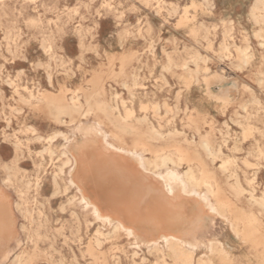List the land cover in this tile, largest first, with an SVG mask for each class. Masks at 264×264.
Here are the masks:
<instances>
[{
    "label": "rangeland",
    "instance_id": "1",
    "mask_svg": "<svg viewBox=\"0 0 264 264\" xmlns=\"http://www.w3.org/2000/svg\"><path fill=\"white\" fill-rule=\"evenodd\" d=\"M255 2L0 0V202L9 206L16 228L6 243L8 257L0 246V264H155L157 260L145 247L135 248L124 233L110 232L90 216L92 223H87L81 208L69 201L75 190H65L62 179L55 190L54 170L63 161L61 149L68 151L69 146L57 136L51 156L47 138L67 130L72 116L57 107L68 102L65 95L70 94H78L84 107L87 101L105 99L121 113L131 108L136 116L147 114L163 131L179 130L196 139L191 146L183 141H150L142 130L117 131L101 109L95 108L90 116L103 121L95 125L102 129L100 136L113 138L109 150L121 149L139 161L144 147L150 150L149 157L181 153V171L190 164L200 181L217 178L218 196L229 204L226 214L247 235L244 239L236 235L221 215L205 216L204 234L230 252L227 262L216 257V264H264V212L248 202L247 193L236 197L219 169L222 158L231 157L230 168H236L248 190L247 177L257 171L253 187L257 195L263 193L264 164L258 166L262 160L257 145L264 144V47L259 43L264 23H257L252 14ZM224 42L228 50L222 49ZM235 45L249 46V63ZM206 68L212 73L209 84L204 81ZM223 90L230 101L211 94ZM30 93L46 98L31 99ZM204 136L218 142L227 139L222 157L213 163L199 146ZM250 214L252 222L238 218ZM98 229L105 234L100 246ZM90 243L95 247L92 253Z\"/></svg>",
    "mask_w": 264,
    "mask_h": 264
},
{
    "label": "bare ground",
    "instance_id": "2",
    "mask_svg": "<svg viewBox=\"0 0 264 264\" xmlns=\"http://www.w3.org/2000/svg\"><path fill=\"white\" fill-rule=\"evenodd\" d=\"M263 10L264 0H256L255 4L252 6V14L257 23H264V15L262 14ZM257 36H261L260 30L257 31ZM259 43L264 47V39L260 40ZM235 46L237 50L242 53L244 62L249 63V60H252L250 59L252 54L246 51L249 46ZM222 49L228 50L229 44L224 42ZM196 58L199 59L200 55H197ZM203 75L205 83L209 84V77L212 75L210 70L206 68ZM63 86L65 85L63 84ZM211 94L228 101L231 100L229 93L224 90L219 93L211 92ZM45 95L42 94L41 96L36 97L34 94L30 93V98L41 100L43 97L44 99L46 98ZM65 98L68 102L62 99L64 102H61L57 109L60 113L71 114L70 116H72V118L67 122L66 131H59L47 138L48 146L46 147V151L49 152L51 156L56 152L55 150H52L51 145L53 139L57 136H61V141L68 143L69 150L61 149L60 154L64 158L61 163L56 164L54 170L55 190L58 191L60 188L59 179L64 181L65 190H75V193L69 201L72 202L73 206L81 208L84 212L83 214L87 223H92L88 218V216H90L93 221L99 222L103 227H109L110 232L124 233L132 240L131 244H133L135 248L142 249L145 247L149 253L154 254L157 258L155 264H216V257L224 263L230 259L228 248L215 238H207L206 234L203 232L205 216L218 214L229 221L232 231L235 232L236 235L240 237L247 235L246 232L242 231L237 220L235 218L231 219L230 216L226 214V211L229 210V204L224 198L218 196L221 189L218 179L207 178L200 181L199 177L196 175L197 170L190 164L186 170L181 171L180 168L182 166L183 156L181 153L164 152L149 157L146 152L150 150L144 147L141 148V151L144 154L139 161L121 149L109 150L107 144L114 142L112 141L113 138L105 139L103 138L104 136H100L102 129L95 125L100 124L103 121L99 118H91L90 116L95 114V108L99 110L101 109L103 110V113L107 115V120L116 126L117 131L131 133L137 130H142L145 137L150 141H183L191 146L197 142L196 139L188 138L184 135L185 133L183 134L179 130L163 131L161 128L156 127L150 122L147 114L136 116L134 110L131 108L126 107L125 112L121 113L117 106L111 104L105 99L98 98L94 104L87 101V106L84 107L78 94H70V96L65 95ZM59 120L63 122L62 118ZM75 121H78V123L76 122L74 124L73 122ZM70 122H72L73 125H68ZM239 124H242V122ZM137 125H141L142 127H138ZM104 130L110 129L105 128ZM178 136H181V138L178 139ZM38 137L40 138V136ZM226 141L227 139L225 137L222 142H218L217 138L210 139L207 136H204L199 142V146L203 150L204 155L213 163L217 158L222 157V145L225 144ZM81 150L91 151L93 156H97L100 159L102 166L99 173H102L105 176L99 177L98 175L100 174H93L91 180L95 182V185L96 182L99 183L97 181L98 179L100 181V179L102 180V178H105V181H108L109 178L113 177V174L115 175L114 179L116 177V180L122 182L130 180L135 183L133 186L134 191L132 201L126 212L119 211L118 208L112 206L113 203L110 204L109 202L107 203L108 205L104 207L101 202H99L100 199L98 197L90 194L84 185L86 180L84 181L80 175V169L83 162V157H81L82 154H80ZM257 151L258 158L262 160V163L258 162V166H260L264 164V144H258ZM117 160H121L123 163L121 164L117 162ZM93 161L95 162L96 160ZM233 161L234 160L231 157L222 158V163L219 166L220 171L225 175V182L229 187V190L236 197L247 193L248 202L253 206L259 207L261 211L264 212V191L262 194L257 195L255 193V188L253 187L257 171L254 172L252 177H247V183L250 186V189L248 190L239 178L236 168H230V164ZM258 169L259 167L257 170ZM176 172H181V175H175ZM112 184H114V181ZM178 198H181L184 202L176 203ZM238 218L244 219L247 222H252L254 220L252 214L248 216H240ZM8 222L10 221H7V223ZM6 226H8V224ZM13 229L14 228H12V230ZM0 230H3V228L1 227ZM9 230L11 231V229ZM97 232L99 237L96 240V245L100 246L102 244L100 237L105 234L100 229H98ZM0 246L3 245L0 244ZM4 248L5 250L7 249L6 247ZM94 248L95 247L90 243L88 251L92 253ZM9 252L10 251L6 250L5 257H8ZM198 252H200L201 255L197 258ZM135 253L137 252L135 251ZM20 264L25 263L20 261Z\"/></svg>",
    "mask_w": 264,
    "mask_h": 264
},
{
    "label": "crops",
    "instance_id": "3",
    "mask_svg": "<svg viewBox=\"0 0 264 264\" xmlns=\"http://www.w3.org/2000/svg\"><path fill=\"white\" fill-rule=\"evenodd\" d=\"M81 157H83V162H82V166L80 169V173H81L80 175L84 181L86 180L84 185L88 189L90 194L98 197L100 199L99 202H101V204L104 207L107 206L108 205L107 203L109 202L110 204L113 203L112 206H115L116 208H118L119 211L126 212L129 208L128 206L131 204V201H132V196H133V191H134L133 186L135 185V183H133V181H130V180L124 181V182L120 180H116V177L114 179L115 175L113 174L112 175L113 177L109 178L108 180L109 182L105 181V178L104 179L102 178V180L100 179V181L99 179L98 180L96 179L99 183L96 182V185H95V182L91 180V177L93 176V174L95 175L100 174L99 171H101L100 169L102 166V164L100 163V159L97 156H93L91 151H88V150L85 152V154H82ZM93 160H96V161L94 162ZM117 162L121 164L123 163L121 160L120 161L117 160ZM101 174L98 176L99 177L105 176L104 174L102 175ZM113 181H114V184H112ZM113 197H114V200H113ZM5 205L6 204H3L2 202H0V225H1L0 229L1 227L3 228V230H0V244L3 245L4 247H6V243L8 239L10 238L9 236H13L15 234V229H16L14 221L12 220V217L10 215L11 214L10 208L8 205L6 206ZM7 221H10V222L7 223ZM5 222L8 224L9 227L6 226L7 224ZM12 228L14 229L12 230ZM9 229H11L12 232Z\"/></svg>",
    "mask_w": 264,
    "mask_h": 264
}]
</instances>
